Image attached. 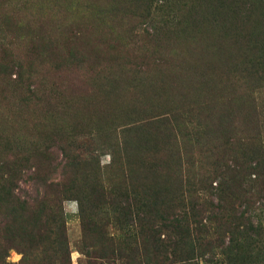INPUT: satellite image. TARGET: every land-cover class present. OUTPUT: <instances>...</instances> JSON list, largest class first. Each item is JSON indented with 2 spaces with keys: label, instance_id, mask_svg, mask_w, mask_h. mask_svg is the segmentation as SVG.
<instances>
[{
  "label": "trees",
  "instance_id": "1",
  "mask_svg": "<svg viewBox=\"0 0 264 264\" xmlns=\"http://www.w3.org/2000/svg\"><path fill=\"white\" fill-rule=\"evenodd\" d=\"M167 1L148 0L161 15L145 30L155 41L152 52L143 47L146 61L130 75L120 70L118 77L104 78L102 85L105 92L113 80L149 83L141 103L160 110L119 132L126 153L132 151L131 159L148 174L155 172L156 183L118 188L112 196L98 181V168L86 160L53 181L42 172L53 146L10 153L14 136L6 129L0 135L7 140L0 160V264H11L6 257L12 248L22 252V264L31 262V255L43 264H72L62 210L69 198L78 201L88 264H117L123 258L126 264H197L198 249L206 262L213 261L206 253L218 249L228 263L250 264L248 252L264 253L257 244L263 240L262 220L254 209L260 204L264 211V0H181L185 13L176 15L172 26L163 8ZM22 68L13 58L0 63V85L8 86L4 78L18 80ZM168 71L176 81L166 80ZM177 75L186 82L178 84ZM31 159L34 171L26 166ZM27 182L30 190L21 187ZM83 199L94 207L115 202L120 229L131 239L106 236ZM89 231L102 243L98 260L89 261ZM246 242L252 246L245 248Z\"/></svg>",
  "mask_w": 264,
  "mask_h": 264
},
{
  "label": "rangeland",
  "instance_id": "2",
  "mask_svg": "<svg viewBox=\"0 0 264 264\" xmlns=\"http://www.w3.org/2000/svg\"><path fill=\"white\" fill-rule=\"evenodd\" d=\"M166 3L170 4L163 8L172 26L173 18L185 10H181V0L163 2ZM160 15L158 10L149 7L148 0H0V63L13 58L23 67L18 72V80L4 78L8 86L3 82L0 85V135L6 129L12 131L9 136L14 139H9L14 140V150L10 153L25 147L32 154L37 145L39 148L53 146L54 153L48 154L42 166V172L53 181L69 176L71 168L80 161H92L94 168H98V181L112 196H116L114 191L118 188L142 187L150 180L156 183L155 172L148 174L131 159L132 151L126 153L124 138L119 132L125 124L148 118L160 110L159 106L153 109L141 103L149 83L145 80L146 83L137 86L136 82L122 80L115 84L113 80L108 82L111 87L105 92L102 85L112 75L118 77L120 70L128 71L123 76L130 75V71L146 61L141 57L146 49L143 47L147 46L152 52L155 41L145 30L151 20H159ZM96 50L98 55L94 53ZM164 52L165 49L162 54ZM79 60H83V64L75 65ZM147 62L152 64L149 68L153 71L156 66L151 59ZM66 66L71 68L70 74L64 72ZM168 74L171 75H167L166 80L171 77L176 81L173 71ZM176 77L178 84L186 82ZM156 102L159 103L153 101V105ZM98 128L102 131H96ZM104 129L109 130V135ZM6 141V138L0 139V160L7 154ZM34 162V159L27 162L31 171L35 170ZM168 183L171 185V181ZM29 184L21 183V187L30 190ZM83 202L89 207L90 216L104 225L106 236L128 237V232L120 229L115 202L111 200L99 207L90 206V199ZM259 206L254 209L264 229V211L261 212ZM62 210L71 263L88 264L82 249L84 232L77 199L63 200ZM85 234L92 237L87 240L92 256L89 261L98 260L96 256L102 243L96 234L90 231ZM247 244L245 248L252 246ZM257 244L264 252V234ZM117 248L118 243L115 254ZM199 252L200 249L193 253L197 264H231L218 249L206 253L207 258L213 257L212 262L198 258ZM248 254L252 259L250 264H264V253ZM6 260L22 264L24 257L22 252L12 248ZM29 260L27 264H43L39 255H31ZM116 263L126 264L124 258L116 259Z\"/></svg>",
  "mask_w": 264,
  "mask_h": 264
}]
</instances>
